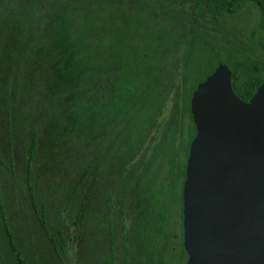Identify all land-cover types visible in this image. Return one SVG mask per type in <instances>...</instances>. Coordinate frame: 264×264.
I'll list each match as a JSON object with an SVG mask.
<instances>
[{
  "label": "trees",
  "instance_id": "1",
  "mask_svg": "<svg viewBox=\"0 0 264 264\" xmlns=\"http://www.w3.org/2000/svg\"><path fill=\"white\" fill-rule=\"evenodd\" d=\"M248 4L245 43L227 25ZM0 10V264H186L191 99L219 64L244 103L264 84V0Z\"/></svg>",
  "mask_w": 264,
  "mask_h": 264
},
{
  "label": "water",
  "instance_id": "2",
  "mask_svg": "<svg viewBox=\"0 0 264 264\" xmlns=\"http://www.w3.org/2000/svg\"><path fill=\"white\" fill-rule=\"evenodd\" d=\"M219 64L191 99L183 192L187 264H264V84L249 103Z\"/></svg>",
  "mask_w": 264,
  "mask_h": 264
},
{
  "label": "rangeland",
  "instance_id": "3",
  "mask_svg": "<svg viewBox=\"0 0 264 264\" xmlns=\"http://www.w3.org/2000/svg\"><path fill=\"white\" fill-rule=\"evenodd\" d=\"M252 4H248L240 14L233 16L236 18H232V20L229 19L227 25L229 30L232 31L239 39H241L245 43L251 40L253 34H256L257 38H259L260 35V12ZM132 7L133 6H131L130 4L124 5L125 10L132 9ZM136 7L137 5L135 6V11L138 9ZM3 12L4 10H0V13ZM70 257V262L74 264V255L71 256L70 254Z\"/></svg>",
  "mask_w": 264,
  "mask_h": 264
},
{
  "label": "flooded vegetation",
  "instance_id": "4",
  "mask_svg": "<svg viewBox=\"0 0 264 264\" xmlns=\"http://www.w3.org/2000/svg\"><path fill=\"white\" fill-rule=\"evenodd\" d=\"M73 253V255H74V257L76 258V255H75V253L74 252H72ZM70 264H73L72 262H70ZM187 264V263H186Z\"/></svg>",
  "mask_w": 264,
  "mask_h": 264
}]
</instances>
